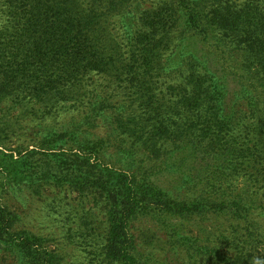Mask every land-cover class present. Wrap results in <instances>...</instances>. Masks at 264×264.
<instances>
[{
	"label": "trees",
	"instance_id": "1",
	"mask_svg": "<svg viewBox=\"0 0 264 264\" xmlns=\"http://www.w3.org/2000/svg\"><path fill=\"white\" fill-rule=\"evenodd\" d=\"M116 4L114 2L107 10L115 8ZM0 8L5 14L4 23L0 26V99H14L22 106L25 100H32V110L39 111L42 119L70 109H86L80 123L76 124L71 118L68 125L58 128L62 131L59 136L56 131L46 132L42 143L50 146L52 143L45 139L53 136L54 140L66 138V144L57 143L47 149L35 145L22 157L26 161L41 156L47 158V163L31 161L21 170L22 173L17 160L14 162L10 156L4 167L6 175L12 181L27 182L34 189L42 187L37 184L39 181H47L80 195L86 191L98 192L109 206L107 234L104 245L98 248L86 238L88 229L82 223L80 232L86 238L82 241L86 248L92 252L99 251L110 262L146 264L140 263L133 253L134 238L128 227L144 208L151 207L149 205L158 209L162 216L176 217L232 208V214L241 218V209H264V201L256 199L258 193H250L244 185L229 194L216 192L205 202L201 200L202 204L172 201L150 185L144 176L137 178L134 172H119L103 165L99 161L101 151L88 148L93 140L86 137L85 131L111 106L109 96L103 97L82 81L85 75L94 73L124 83L129 92L126 96L130 104L120 109L121 113L113 122V133L117 132V124L122 118L129 114L125 118L129 123H137L135 113L148 116L146 125L138 124L132 129L126 127L127 123L123 128L127 134L142 138L141 147L157 158L165 147L171 145L201 149L210 155L229 150L233 153L230 166L234 171L240 166L253 165L261 166L264 172V144L259 150V144L264 142L262 133L250 134L255 139L252 142L256 146L255 152L260 156L257 162L248 158L252 148L247 143L243 141L239 145L234 142L232 132L245 125L234 118L232 112L236 106L228 96L227 84L232 77L218 64H212L209 54L207 63L201 59L182 63L188 74V86L160 83L164 81L167 59L173 55L171 44L177 25L171 17L160 14L154 26L142 25L146 28L143 32L137 25H131L129 30L123 27L115 42L125 43L109 48L102 46V31L97 27L101 13L97 12L93 0H0ZM184 13L185 27L180 34L192 32L193 36L206 40L207 23L198 3L188 1ZM222 22L212 25L221 29L225 26ZM166 52L169 53L167 58L164 56ZM37 111L35 114L39 113ZM162 123H168V126L161 129ZM55 157L59 164L50 166V158ZM2 162L0 159L1 166ZM215 171L225 174L226 169ZM260 176L264 186V174ZM147 201L152 204L145 206ZM14 221V215L0 206V242L16 250L24 264L58 263L57 255L43 246V239L27 231L16 230ZM263 243L249 237L237 244L233 242L230 247L234 257H230L228 264H264ZM257 244H261L258 255ZM256 257L262 258V262L254 261Z\"/></svg>",
	"mask_w": 264,
	"mask_h": 264
},
{
	"label": "rangeland",
	"instance_id": "2",
	"mask_svg": "<svg viewBox=\"0 0 264 264\" xmlns=\"http://www.w3.org/2000/svg\"><path fill=\"white\" fill-rule=\"evenodd\" d=\"M113 1L117 3L115 8L107 10L112 7ZM188 1L192 0H93L97 12L101 13L97 27L102 31V46L110 48L124 44L123 41L115 42L123 27L129 30L131 25H137L143 32L146 28L142 25L154 26L160 14L171 17L177 25L171 44L173 55L167 59L164 81L160 83L188 86V74L182 63H189L192 59L207 63L209 54L210 62L218 64L232 77L227 82L228 96L232 97L236 106L232 112L234 118L245 125L236 127L232 132L234 142L239 145L243 141L247 143L252 148L248 158L258 162L260 156L255 152L256 146L252 145L255 139L250 134L262 133L264 141V0H193L198 3L207 23V38L204 41L197 35L193 36L192 32L180 34L185 27L184 11ZM4 19L5 14L0 8V26ZM220 20L225 26L215 28L212 24L220 23ZM168 54L166 52L164 56L167 58ZM175 54L178 55L175 57ZM114 80L94 73L85 75L82 80L103 97H110V110L85 131L86 137L93 140L88 148L101 151L100 163L119 172H134L137 178L144 176L150 185L172 201L202 204L216 192L229 194L243 185L250 193H258L256 199L264 201L260 176L264 172L261 166H240L234 171L230 166L233 153L229 150L210 155L201 149L171 145L165 147L157 158L141 147L142 138L127 134L128 131L123 128L129 123L125 118L130 114L122 118L117 124V132L113 133V122L121 113L120 109L130 104L126 96L129 94L127 86ZM33 105L34 102L28 99L23 106L14 99H0V159H3L0 165V206L14 215L16 230L30 232L45 241L43 246L57 255V264H119L110 262L99 251L92 252L82 242L87 238L98 248L105 243L109 206L98 192L86 191L80 195L47 181H39L37 184L42 187L34 189L31 184L12 181L6 175L4 167L10 156L14 162L17 160L20 171L34 160L47 163V158L41 156L26 161L22 157L35 145L47 149L57 143L66 144V138L54 140L53 136L45 139L52 143L50 146L42 143L46 132L56 131L59 136L62 131L58 128L68 125L71 118L76 124L80 123L86 112L82 107L42 119L39 111L32 110ZM135 115L137 123L131 122L126 127L134 129L138 124L148 123V116ZM165 126L168 123H162L160 128ZM263 144H259V150ZM50 160V166L59 164L56 157ZM224 168L225 174L215 171L221 172ZM149 204L152 203L147 201L145 206ZM149 206L130 221L128 227L134 238L133 253L140 263L228 264L230 257H234L230 247L233 242L237 244L246 237L264 242V209H241V218L232 214V208L176 217L162 216L153 205ZM82 223L88 229L86 238L80 232ZM256 246L258 255L261 244ZM262 260L256 257L254 261L261 263ZM0 264L24 263L16 250L0 242Z\"/></svg>",
	"mask_w": 264,
	"mask_h": 264
}]
</instances>
